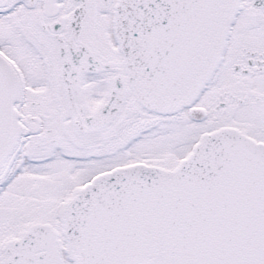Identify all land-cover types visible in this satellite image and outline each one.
I'll use <instances>...</instances> for the list:
<instances>
[{"label":"snow or ice","instance_id":"obj_1","mask_svg":"<svg viewBox=\"0 0 264 264\" xmlns=\"http://www.w3.org/2000/svg\"><path fill=\"white\" fill-rule=\"evenodd\" d=\"M0 264H264V0H0Z\"/></svg>","mask_w":264,"mask_h":264}]
</instances>
